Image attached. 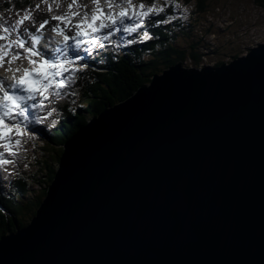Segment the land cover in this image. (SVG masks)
Returning a JSON list of instances; mask_svg holds the SVG:
<instances>
[{"label":"water","instance_id":"1","mask_svg":"<svg viewBox=\"0 0 264 264\" xmlns=\"http://www.w3.org/2000/svg\"><path fill=\"white\" fill-rule=\"evenodd\" d=\"M62 148L0 264H264V43L154 74Z\"/></svg>","mask_w":264,"mask_h":264},{"label":"snow or ice","instance_id":"2","mask_svg":"<svg viewBox=\"0 0 264 264\" xmlns=\"http://www.w3.org/2000/svg\"><path fill=\"white\" fill-rule=\"evenodd\" d=\"M90 2L95 5L90 19L89 14L85 12L81 20L73 23L72 18L80 14L79 10L71 11L74 5L78 4V0H69L67 4L69 12L66 15L51 16V20L58 22L53 27V31L61 37L55 41L56 46H53L51 40L41 43V35L31 31L28 32L27 36L22 35L19 27L15 30V38H13L9 27L0 28V33L7 34H0V41H7V43H0V67L4 65L5 58L9 56L10 59L7 60L9 64L17 60H26L29 65V67L16 68L10 82L0 76V147L3 148L0 157H3L4 153L17 156L22 138H31L37 131H41V129H34L29 126L34 123H43L45 117L31 112L30 109H45L44 101L53 96L50 91L53 85L56 89H62L77 83L78 74L90 67V64L84 61V56L80 54V50L83 48L85 53L91 55L94 49L84 47V45L98 44L99 47H104L103 44L98 43L96 33L106 29L107 33L103 39L108 40L113 35V31H119L116 28L118 23L122 24L124 32L133 33L141 28L145 23L144 18L148 17L150 13L164 11L163 7L157 6L155 0L151 6H146L143 0H139L138 4L136 0H103L109 9L107 12L100 6L101 0H90ZM172 2L175 3V0ZM36 7L39 9V5ZM116 8L119 10L116 11ZM48 11H53L51 3L48 5ZM125 17L129 19L137 17L139 22L136 24L123 23ZM30 19L32 16L26 13L16 23L22 25L25 20ZM167 22V20L160 19L156 21L159 24ZM49 23L50 20L48 19L42 20L39 26L35 28V33H40ZM70 32L72 34H69ZM142 39L151 40L153 37L145 32ZM128 43L131 44L133 41L129 40ZM14 46L22 51L14 52ZM78 61L80 63H77ZM99 63H104V61L101 60ZM56 77L60 78L55 79ZM76 94L75 91L71 93L73 96ZM38 96L42 99L37 100ZM59 98H61V93L57 91L54 94V99ZM56 111L57 108L55 107L47 110V116L51 117ZM52 123L55 124L56 121L53 120ZM12 163L14 161L9 158H0V165L2 166H8ZM5 170H7L6 167Z\"/></svg>","mask_w":264,"mask_h":264},{"label":"trees","instance_id":"3","mask_svg":"<svg viewBox=\"0 0 264 264\" xmlns=\"http://www.w3.org/2000/svg\"><path fill=\"white\" fill-rule=\"evenodd\" d=\"M139 1V0H138ZM160 1V0H155ZM168 1L162 0L161 3L167 9V14L170 15L174 12L173 7ZM183 2L185 4H192L193 13L202 15L207 13L213 3H217L216 0H175L176 2ZM256 5L264 8V0H252ZM146 6H151L153 0H143ZM35 4L33 0H0V13L2 15L9 16L11 14L21 13L25 16L26 13L35 19L36 12ZM30 19V20H32ZM194 17L191 18L193 22ZM153 20L149 25L145 27L146 31L154 26ZM168 28H160L153 33L157 37L165 38L166 41L157 44L154 39L149 41L148 45L138 50V46L130 48V51L126 56H110L109 50L101 53L104 57V63L107 65L105 71L81 73L79 76L78 86L84 88L80 95V103L82 107L79 112L70 114V120L67 121V114L65 107H59L60 117L52 127L54 129L50 131L47 136L45 144H35V149L39 153V156L29 158L23 152H19L21 159H17V165L14 169L16 171L13 181L9 185L6 193L0 192V237L6 232L15 231L17 225L19 227L25 226L30 218L36 213L37 208L41 204L45 197V189L51 183L56 168L58 167L59 157L62 153L63 144L76 133L81 127L87 124L88 120L97 116L107 106H113L125 99H127L141 84L149 83L152 76L161 72L169 65L175 64L179 61L184 62L186 58H190L194 63V66L201 65L199 55L197 53L196 46H200V40H196L195 43H188V49L183 46L176 45L175 37L184 36L185 38H192V34L195 28H191V32L182 28L177 30L172 29L168 32ZM205 31H196V34L204 36ZM154 48L156 52L149 55L148 48ZM108 57H111L108 58ZM237 55H233V58ZM95 60H100L99 57H95ZM222 61H217L215 65H220ZM97 65L99 61H96ZM105 67V66H104ZM76 90V89H75ZM77 91V90H76ZM78 92V91H77ZM69 103L72 105L74 100L72 96L68 98ZM70 107V106H69ZM47 150V153H43ZM35 153V152H34ZM41 155V156H40ZM29 168H35L34 171ZM40 177H39V176ZM43 185V188L34 191L33 185ZM16 222V224L14 223Z\"/></svg>","mask_w":264,"mask_h":264},{"label":"rangeland","instance_id":"4","mask_svg":"<svg viewBox=\"0 0 264 264\" xmlns=\"http://www.w3.org/2000/svg\"><path fill=\"white\" fill-rule=\"evenodd\" d=\"M216 1L217 3H213L207 13H203L202 15L196 14L195 17L193 16L194 20L192 24L195 31H193L192 38L185 39L179 37L177 41V43L182 46L181 48H184L183 46H187L188 43H195L196 40H200V46H198V48L196 46V51L202 65H214L217 61L228 62L232 59L233 55H244L249 48L264 43V8L256 5L252 0ZM35 2L39 5L42 3L47 4L46 0H43V2L42 0H35ZM101 2H103V0H101ZM82 3L83 1H81V4ZM170 3L169 1V4ZM178 5H181L180 9L182 10L181 14L183 18H189L190 15L191 18H193L191 14L192 9L187 8L185 4L182 3H178ZM46 7L47 6H45V8ZM94 7L95 5L89 0L87 9L85 10L83 7H80V14L72 18L73 23L81 20L84 13L87 12L88 9H93ZM115 10L118 11L119 9L116 8ZM49 13L50 12H47V18L53 21ZM30 29L34 30L35 27L30 26ZM197 30L201 32L205 31L204 36L196 34ZM195 44L197 45V43ZM185 48L188 49V46ZM193 63L194 62L187 57L183 62V66L193 67ZM15 65L18 66L19 64L15 62L11 64L7 62L4 63L3 66L6 67L7 75L11 72L9 68L13 69ZM35 144L37 145L35 142L29 144V148L27 149L30 155L29 158H34V156L37 157V155L39 156V152L34 150ZM43 153H47V150ZM34 169L35 168H29L30 172L34 171ZM32 188L36 191L43 188V185L35 184Z\"/></svg>","mask_w":264,"mask_h":264},{"label":"clouds","instance_id":"5","mask_svg":"<svg viewBox=\"0 0 264 264\" xmlns=\"http://www.w3.org/2000/svg\"><path fill=\"white\" fill-rule=\"evenodd\" d=\"M248 50H249V49H248ZM247 52H248V51H247ZM237 57H238V56H237ZM234 58H236V57H234ZM234 58L232 57V59H234ZM232 59H231V60H232ZM228 62H229V61H228ZM228 62H226V63H228ZM145 84H146V83H145Z\"/></svg>","mask_w":264,"mask_h":264}]
</instances>
